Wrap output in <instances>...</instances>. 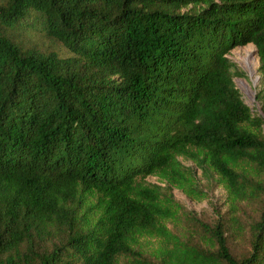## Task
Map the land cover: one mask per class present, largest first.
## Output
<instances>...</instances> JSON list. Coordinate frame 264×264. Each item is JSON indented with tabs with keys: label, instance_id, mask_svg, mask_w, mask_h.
I'll list each match as a JSON object with an SVG mask.
<instances>
[{
	"label": "trees",
	"instance_id": "1",
	"mask_svg": "<svg viewBox=\"0 0 264 264\" xmlns=\"http://www.w3.org/2000/svg\"><path fill=\"white\" fill-rule=\"evenodd\" d=\"M248 44L264 83V0H0V264H264V89L254 113L229 57ZM181 156L225 189L238 238L263 200L241 258L224 221L170 229L173 188L208 196Z\"/></svg>",
	"mask_w": 264,
	"mask_h": 264
},
{
	"label": "rangeland",
	"instance_id": "2",
	"mask_svg": "<svg viewBox=\"0 0 264 264\" xmlns=\"http://www.w3.org/2000/svg\"><path fill=\"white\" fill-rule=\"evenodd\" d=\"M193 8L194 5L191 4L181 8L180 12H191ZM14 36L24 47L43 52L57 51L61 56L70 55L68 49L61 43L46 37L40 31L24 29L15 31ZM229 57L237 65L234 81L241 91L244 101L252 108L254 113L262 114L263 106L259 97L264 89V83L261 79L260 61L255 45L248 44L237 47L231 50ZM179 159L184 167L195 173L198 188L206 191L208 196L203 200H194L182 190L173 188V198L183 207V214L180 215V221L169 223L170 229L183 240L198 241L204 237V229L199 225V221L211 227L224 221L227 227L230 248L237 258H241L250 250L249 229L252 222L260 217L263 200L259 199L258 201L242 204L240 218L246 231L242 238H238L228 221L230 211L225 189L209 173L198 168L191 159L183 156ZM146 180L163 187L166 186V183L162 182L158 176H149Z\"/></svg>",
	"mask_w": 264,
	"mask_h": 264
}]
</instances>
